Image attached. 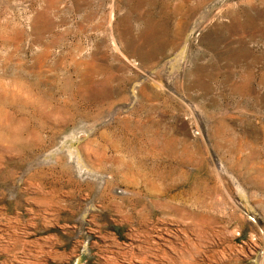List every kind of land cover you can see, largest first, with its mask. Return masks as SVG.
Listing matches in <instances>:
<instances>
[{"label":"rangeland","instance_id":"obj_1","mask_svg":"<svg viewBox=\"0 0 264 264\" xmlns=\"http://www.w3.org/2000/svg\"><path fill=\"white\" fill-rule=\"evenodd\" d=\"M0 264H264V0H0Z\"/></svg>","mask_w":264,"mask_h":264},{"label":"bare ground","instance_id":"obj_2","mask_svg":"<svg viewBox=\"0 0 264 264\" xmlns=\"http://www.w3.org/2000/svg\"><path fill=\"white\" fill-rule=\"evenodd\" d=\"M193 72H194V71H193ZM134 140H135V139H134ZM126 141H127V140H126ZM148 141H149V140H148ZM134 143H135V142H134ZM138 144H139V143H138ZM124 145H125V144H124ZM124 145H123V146H124ZM97 147H98V145H97ZM128 147H129V146H128ZM142 147H143V146H142ZM95 148H96V147H95ZM126 148H127V147H126ZM130 148L132 149L133 147H130ZM134 148H135V147H134ZM91 149H92V148H91ZM93 149H94V148H93ZM100 149H101V148H100ZM103 149H104V148H103ZM112 149H113V148H112ZM116 149H117V148H116ZM127 149H129V148H127ZM138 149H139V148L137 147V150H138ZM129 150H130V149H129ZM129 150H128L127 152H129ZM93 151H94V150H93ZM130 151H132V150H130ZM152 151H153V150H152ZM135 152H136V151H135ZM141 152H142V151H141ZM95 153H96V152H95ZM131 153H133V152H131ZM96 155H97V154H96ZM133 155H135V154H133ZM142 155L145 156V154H143V152H142ZM146 155H147V154H146ZM151 156H152V155H151ZM151 156H150V157H151ZM154 156H155V155H154ZM119 157H120V156H119ZM140 157H141V156H140ZM147 157H148V156H146V159H147ZM150 157H149V158H150ZM137 160H138V159H137ZM139 161H141V159H139ZM139 161H138V162H139ZM138 162H137V163H138ZM143 162H144V161H143ZM142 164H143V163H142ZM142 164H141V165H142ZM146 165H147V164H146ZM133 166H135V165H133ZM133 166H132V167H133ZM151 166H152V165H151ZM135 168H138V167L135 166ZM139 168H140V167H139ZM131 169H132V168H131ZM141 170H142V169H141ZM141 170H140V171H141ZM135 172H137V171H135ZM151 173H152V172H151ZM137 174H139V173H137ZM140 175H141V174H140ZM145 175H146V174H145ZM153 175H154V174H153ZM161 175H162V174H161ZM147 182H148V181H147ZM132 184H133V183H132ZM132 186H133V185H132ZM134 192H135V191H134ZM132 243H133V242H132ZM113 252H114V251H113Z\"/></svg>","mask_w":264,"mask_h":264}]
</instances>
